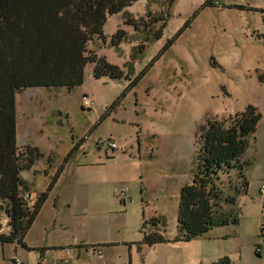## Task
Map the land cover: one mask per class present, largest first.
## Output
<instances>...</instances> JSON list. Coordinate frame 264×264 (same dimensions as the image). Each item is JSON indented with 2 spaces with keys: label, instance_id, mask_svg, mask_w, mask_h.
<instances>
[{
  "label": "rangeland",
  "instance_id": "rangeland-1",
  "mask_svg": "<svg viewBox=\"0 0 264 264\" xmlns=\"http://www.w3.org/2000/svg\"><path fill=\"white\" fill-rule=\"evenodd\" d=\"M207 1L138 0L110 16L88 50L122 79L96 78L90 62L72 90L17 93L18 146L44 155L22 172L30 207L65 168L25 237L30 249L0 243V264H264V0ZM118 31L125 38L114 45ZM249 105L262 117L242 158L248 190L220 211L238 223L174 242L181 190L197 172L196 132ZM220 180L232 195L239 172ZM157 217L166 227L153 224ZM8 227L0 200V233ZM164 229L170 242L144 244V231Z\"/></svg>",
  "mask_w": 264,
  "mask_h": 264
},
{
  "label": "trees",
  "instance_id": "trees-1",
  "mask_svg": "<svg viewBox=\"0 0 264 264\" xmlns=\"http://www.w3.org/2000/svg\"><path fill=\"white\" fill-rule=\"evenodd\" d=\"M138 0H0V200L8 219L9 233H0V243H18L30 249L25 237L36 221L49 193L57 185L65 166L61 167L47 192L30 207L29 188L22 172L31 170L44 155L37 147L18 146L16 95L34 87H67L83 85L88 63H94L96 78L122 79L124 72L88 50L90 41L103 36L110 16L124 11ZM208 0L207 6H216ZM236 8L244 6L235 5ZM125 38L118 31L113 44ZM171 47V43L166 50ZM138 80L134 82V86ZM258 109H246L224 120L210 119L195 134L197 172L192 183L181 190L178 208L179 235L174 242H190L210 232L215 224L238 223V218L221 213L222 202L235 204L237 194L247 193L244 170L249 165L242 158L254 139L261 120ZM77 144L69 153L71 157ZM66 158V162L69 161ZM52 164V158H50ZM239 172L231 186L234 194L224 196L221 176ZM153 224L166 227L161 218ZM147 222L144 224L146 227ZM165 229L148 234L144 244L154 246L170 242ZM264 238V224L261 227ZM44 255L45 250L39 249ZM213 264H234L224 257Z\"/></svg>",
  "mask_w": 264,
  "mask_h": 264
},
{
  "label": "built area",
  "instance_id": "built-area-1",
  "mask_svg": "<svg viewBox=\"0 0 264 264\" xmlns=\"http://www.w3.org/2000/svg\"><path fill=\"white\" fill-rule=\"evenodd\" d=\"M216 5H218V1L216 2ZM85 104H87V106H88V105H92V102L89 101L87 98H85ZM110 145H111V147L116 148V144L111 143ZM262 192L264 193V187L262 188ZM14 263H15V264H23L22 261H21L19 258H16V259L14 260Z\"/></svg>",
  "mask_w": 264,
  "mask_h": 264
}]
</instances>
